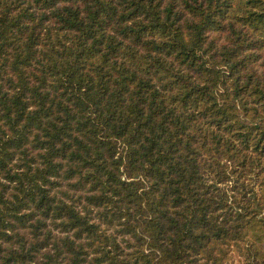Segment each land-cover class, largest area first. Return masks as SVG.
<instances>
[{
    "label": "trees",
    "instance_id": "16d2710c",
    "mask_svg": "<svg viewBox=\"0 0 264 264\" xmlns=\"http://www.w3.org/2000/svg\"><path fill=\"white\" fill-rule=\"evenodd\" d=\"M0 264H264V0H0Z\"/></svg>",
    "mask_w": 264,
    "mask_h": 264
}]
</instances>
